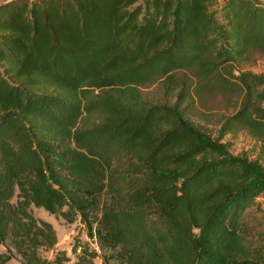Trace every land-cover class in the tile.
Listing matches in <instances>:
<instances>
[{"label":"trees","instance_id":"trees-1","mask_svg":"<svg viewBox=\"0 0 264 264\" xmlns=\"http://www.w3.org/2000/svg\"><path fill=\"white\" fill-rule=\"evenodd\" d=\"M254 52L264 0L0 1V264L70 259L33 207L83 224L74 264L96 245L103 264H264V159L232 154L193 106L221 95V133L264 141ZM158 79L164 97L145 94Z\"/></svg>","mask_w":264,"mask_h":264},{"label":"rangeland","instance_id":"rangeland-1","mask_svg":"<svg viewBox=\"0 0 264 264\" xmlns=\"http://www.w3.org/2000/svg\"><path fill=\"white\" fill-rule=\"evenodd\" d=\"M3 1V0H0ZM242 69L251 70L254 72H264V52H254L251 59L241 64ZM186 74V76L184 75ZM191 73L185 71H179L177 78L183 76L187 83L192 81L190 78ZM145 94L161 98L164 97V83L163 79L151 81L142 87ZM176 91L178 89L174 88ZM169 91H172L169 89ZM174 96V92H170ZM168 96L169 93H168ZM264 105V102H263ZM194 110V121L205 131L209 132L212 138H218L219 141L227 143L229 151L234 155H246L251 159L260 158L264 159V141L260 139L255 133L240 126H230L227 131L221 133V126L224 115L233 111L232 106H227L224 102V97L221 95H203L201 98L196 97L193 101ZM229 124V123H228ZM230 125V124H229ZM259 200L264 211V194L259 196ZM33 211L47 220L51 221L56 229L57 243L56 249H64L70 259L67 264H74L75 255L72 251V246L77 237L82 239L87 238L83 224L78 221H66L61 216H55L54 214L48 213L41 207H33ZM94 244V243H93ZM99 255L94 258V264H103L101 258V249L96 245ZM0 249H4V246L0 244ZM52 251H45L44 254L51 257ZM6 264H22L19 257L10 259Z\"/></svg>","mask_w":264,"mask_h":264}]
</instances>
